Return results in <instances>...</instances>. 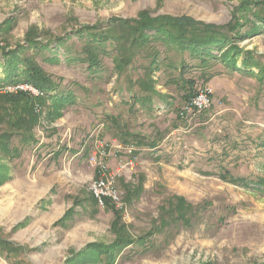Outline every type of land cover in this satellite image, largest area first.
<instances>
[{
    "label": "rangeland",
    "instance_id": "1",
    "mask_svg": "<svg viewBox=\"0 0 264 264\" xmlns=\"http://www.w3.org/2000/svg\"><path fill=\"white\" fill-rule=\"evenodd\" d=\"M165 15L237 20L246 33L233 44L251 67L200 66L170 42L133 41L134 22ZM260 19L264 0H0V77L2 53L29 36L49 49L20 57L32 56L57 92L72 97L62 107L38 102L30 131L12 126L9 100L0 97V137L15 133L0 147V264H109L96 252L89 260L88 247L110 245L122 226L142 242L117 251L111 264H264V191L220 178H264ZM204 86L210 107L180 118ZM97 140L109 145V171L120 169L121 206H100L89 191ZM129 141L130 154L110 148Z\"/></svg>",
    "mask_w": 264,
    "mask_h": 264
},
{
    "label": "trees",
    "instance_id": "2",
    "mask_svg": "<svg viewBox=\"0 0 264 264\" xmlns=\"http://www.w3.org/2000/svg\"><path fill=\"white\" fill-rule=\"evenodd\" d=\"M264 22V19H260ZM254 29H249L248 33L254 32ZM246 32H242L239 28L237 20L227 23L225 25H216L212 23H204L196 21L190 17H170L160 16L157 18H149L148 16L142 17L141 20L134 22L132 28V34L134 35L133 41L138 43L144 42L149 39H158L161 41H167L177 45L182 51L188 52L191 59L197 60L200 64L209 65L210 62H221L227 70L231 72H237L240 70H247L251 67L253 61L250 57L244 56V52L239 49L233 42L235 38L243 36ZM48 48L49 45H43L40 42L27 36L24 43L17 48L7 50L2 53L3 61L2 66L4 69V76L0 77V89L6 85H16L19 83L28 84L42 92L43 95L33 97L31 94L18 90L13 94H4L0 92V97H7L9 102L5 108L7 116L13 120L12 126L16 128L24 129L29 128L30 131L35 125L36 119L33 107L40 101H46L48 98L55 106H65L67 102H72V97L69 95L60 94L57 92V83L51 75L47 74L34 60L32 56L21 58V52L26 48ZM248 54V52L246 53ZM243 56L241 59L240 67L237 64V58ZM89 62L93 61V58L87 59ZM95 63H91L94 65ZM209 67V66H208ZM207 80L217 76V73H208L204 75ZM261 82L263 79L260 77ZM198 89H195L190 98L195 94ZM188 98V100L190 99ZM187 102V101H186ZM143 105L145 103H142ZM38 105V104H37ZM184 106V105H183ZM183 108V107H182ZM180 109V111L182 110ZM207 110V109H206ZM180 118H187L180 115ZM205 111V110H204ZM203 112V111H202ZM200 112V113H202ZM197 113V114H200ZM5 115V114H4ZM18 124V126H16ZM129 133V132H128ZM11 134H15L10 133ZM130 134V133H129ZM4 133L0 137V147H4L7 140L13 136ZM23 138V136H22ZM24 138H29L25 136ZM23 138V139H24ZM124 145L134 144L133 142H123ZM261 145L264 146V140ZM224 181L230 182L242 186L244 188L257 191H264V178L250 179L248 177H233L226 174L221 175ZM92 196V195H91ZM95 203L96 200L92 196ZM183 202L182 198H177V202ZM111 201L108 198L104 199V206L110 207ZM181 204L180 206H184ZM190 207V205H187ZM116 216L119 215L115 212ZM119 216L116 218L118 221ZM116 221L113 227L116 228ZM116 231V230H115ZM116 239L110 245H99L92 243L89 245V250L86 253L90 254V259L93 258V252L98 255H104L108 258L109 264L112 263L114 254L122 248L130 246L133 243H141L142 239L135 241L130 238L122 226L118 233L116 231ZM84 255V252L77 256ZM80 258V257H79ZM80 261V260H79Z\"/></svg>",
    "mask_w": 264,
    "mask_h": 264
},
{
    "label": "built area",
    "instance_id": "3",
    "mask_svg": "<svg viewBox=\"0 0 264 264\" xmlns=\"http://www.w3.org/2000/svg\"><path fill=\"white\" fill-rule=\"evenodd\" d=\"M17 91V90H29L33 94H38L37 89L28 84L19 83L16 85H6L0 89V91ZM212 90L208 86L199 88L195 94L184 104L180 115L185 117L189 113L195 115L206 109L211 105ZM97 145L94 151L89 156V162L97 170V177L92 181L89 186L91 195L95 198L98 205H104V199L108 198L117 207L121 206L120 192L116 186V180L119 176V170L109 171L108 166L105 162L107 155V147L109 145L105 141L97 140ZM115 148V152L132 153L134 145H124L115 142L114 145L110 146Z\"/></svg>",
    "mask_w": 264,
    "mask_h": 264
},
{
    "label": "crops",
    "instance_id": "4",
    "mask_svg": "<svg viewBox=\"0 0 264 264\" xmlns=\"http://www.w3.org/2000/svg\"><path fill=\"white\" fill-rule=\"evenodd\" d=\"M212 80H214V78H212L211 80H209V81H212ZM0 259H1V257H0Z\"/></svg>",
    "mask_w": 264,
    "mask_h": 264
}]
</instances>
